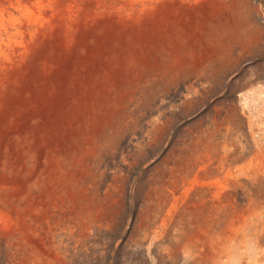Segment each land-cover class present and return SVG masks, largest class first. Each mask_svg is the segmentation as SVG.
Instances as JSON below:
<instances>
[{"label":"bare ground","instance_id":"1","mask_svg":"<svg viewBox=\"0 0 264 264\" xmlns=\"http://www.w3.org/2000/svg\"><path fill=\"white\" fill-rule=\"evenodd\" d=\"M256 13L252 0H0V252L69 264L75 225L103 212L92 202L114 198L201 70L257 41ZM213 134L164 189L156 255L264 264V189L250 177L264 150L237 170L227 150L241 134Z\"/></svg>","mask_w":264,"mask_h":264},{"label":"rangeland","instance_id":"2","mask_svg":"<svg viewBox=\"0 0 264 264\" xmlns=\"http://www.w3.org/2000/svg\"><path fill=\"white\" fill-rule=\"evenodd\" d=\"M253 3L259 9L255 15L257 41L241 48L228 47L230 50L225 49L226 53L220 58V66L214 63L204 68L197 75L198 79H194L195 85L184 89L187 96L182 98L184 105L174 103L173 117L158 144L145 145L141 141L137 147L141 154L136 164L116 183L114 198L103 201L100 197V200L92 202L94 206H102L103 212L99 216L94 214L81 218L88 223L86 230L80 223L75 225L69 264H166L155 250L159 239L156 231L161 227V218H157L156 213L162 208L165 187L180 176V170L199 160L198 155L208 136L215 133L216 142L221 144L224 138L230 140L234 134H241V145L230 146L227 150L237 170L239 165L251 159L258 144L262 148L259 151L264 150V0H252ZM134 120L131 118V122ZM262 166L259 165L250 177L251 183H259L264 189ZM112 172H117V166L112 168ZM93 187L91 197L97 196L96 184ZM170 239L173 241L175 236ZM5 249L4 245L0 264H5L7 252L10 256L13 254L11 259H15L16 264L54 261L30 248L25 252L22 250L23 256L22 253H14V248ZM189 258L190 255H185L181 263Z\"/></svg>","mask_w":264,"mask_h":264},{"label":"crops","instance_id":"3","mask_svg":"<svg viewBox=\"0 0 264 264\" xmlns=\"http://www.w3.org/2000/svg\"><path fill=\"white\" fill-rule=\"evenodd\" d=\"M203 253L206 255H211V254H213V251L209 250V248H205V249H203ZM179 264H191V263L186 261L185 263H179Z\"/></svg>","mask_w":264,"mask_h":264}]
</instances>
